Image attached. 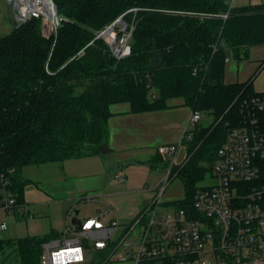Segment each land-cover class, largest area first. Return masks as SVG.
<instances>
[{
  "label": "trees",
  "instance_id": "trees-1",
  "mask_svg": "<svg viewBox=\"0 0 264 264\" xmlns=\"http://www.w3.org/2000/svg\"><path fill=\"white\" fill-rule=\"evenodd\" d=\"M54 2L60 23L51 35L44 32L42 18L33 17L0 36V168L16 170L19 200H25V165L105 150L113 104L128 102L132 112H143L183 98L192 111L214 116L184 139L186 158L170 173L180 175L185 187L184 197L171 203L193 208L194 194L211 174L229 127L243 118L245 98L259 93L254 76L226 82L225 71L227 57L241 58L252 46L264 45V2ZM122 15L132 36L130 53L118 57L99 34ZM115 29L120 38L123 31L118 24ZM59 235L51 230L0 239V264H39L43 243ZM97 254L99 259L107 255Z\"/></svg>",
  "mask_w": 264,
  "mask_h": 264
},
{
  "label": "built area",
  "instance_id": "built-area-1",
  "mask_svg": "<svg viewBox=\"0 0 264 264\" xmlns=\"http://www.w3.org/2000/svg\"><path fill=\"white\" fill-rule=\"evenodd\" d=\"M9 1L19 23L51 19L47 5L54 6L48 0ZM126 27L120 38H106L118 57L130 53L132 29ZM201 117L192 111L184 139L192 138ZM184 147L183 141L158 146V153L170 160L165 185L130 221L116 216L104 222L96 216L68 223L59 236L43 243L39 264H96L99 250L107 253L105 262L122 250L125 255L117 261L126 264H264V91L245 98L243 118L229 127L211 169L212 181L196 190L193 208L164 206L161 196ZM15 176L14 168H0V209L32 216L26 201L19 200ZM114 176L124 180L121 171ZM0 228L7 229L8 223L2 221Z\"/></svg>",
  "mask_w": 264,
  "mask_h": 264
},
{
  "label": "rangeland",
  "instance_id": "rangeland-1",
  "mask_svg": "<svg viewBox=\"0 0 264 264\" xmlns=\"http://www.w3.org/2000/svg\"><path fill=\"white\" fill-rule=\"evenodd\" d=\"M257 2H264V0H234L235 5ZM17 23L19 22L16 20L13 1L11 3L9 0H0V36L12 31ZM43 28L45 32L44 22ZM118 28L124 29V24L119 23ZM112 34L117 36V30L114 29ZM107 39L109 40V38ZM263 62L264 45L252 46L248 54L241 58L231 56L230 61L226 64L225 81H247L254 76V91L263 92L264 65L259 68ZM174 100L171 103H175ZM127 104L119 103V105H113L112 109H124L127 108ZM201 116L198 123L205 126L214 120V116L210 112H202ZM164 117L165 122L175 120L172 115L165 114ZM166 133L163 136L167 135ZM160 137H162L160 134L155 135V138ZM162 144L167 143L155 142L150 148H141L131 153H120L107 160L108 162L106 161L100 168L97 163H84L85 160L93 162L99 160L88 157L73 158L66 162L25 165L21 169V176L27 180L23 191L32 216H15L0 209V223L2 221L8 223L7 229L0 228V239H20L28 235H42L52 229L63 231L68 223L73 224L74 218L96 217L110 209V212L103 215L102 218L104 222H108V219L113 217L116 212L121 216L131 205L140 202L141 205H144L146 202H150L164 187L165 182L162 181L169 174L170 160L164 159L159 154L155 155L154 160H151L154 150ZM180 153L173 167L180 166L184 162L185 148ZM67 164H70V172L67 171ZM82 168L87 169V174L83 173ZM97 169L98 171L101 169L102 172L96 176ZM94 171L96 172L94 173ZM118 171L124 174V184L122 185H120L121 181L119 182L114 176ZM211 181L212 178L209 175L201 184ZM122 188L128 189L121 192ZM184 195L183 180L173 171L161 196L163 205L181 199ZM111 206L114 208L111 209ZM133 217L121 216L120 218L130 221ZM85 243L91 245V242ZM91 252L93 253L94 250L92 249ZM123 255L125 253L120 250L110 260L105 262V258H100L96 264H126L117 261ZM13 257L12 255L11 263L15 261Z\"/></svg>",
  "mask_w": 264,
  "mask_h": 264
},
{
  "label": "crops",
  "instance_id": "crops-1",
  "mask_svg": "<svg viewBox=\"0 0 264 264\" xmlns=\"http://www.w3.org/2000/svg\"><path fill=\"white\" fill-rule=\"evenodd\" d=\"M173 99H175L174 100L175 103H171ZM168 104L169 106L164 109L143 111V112H132L129 103L127 104V108L124 109H112L113 105H119V103L113 104L111 106L113 115L109 119L110 136H109L108 144L105 150L101 154L85 156L88 157L89 159L93 158L99 160H94L95 162H93L92 160H85L84 163L87 164L97 163L100 168L103 164L106 163L107 160H110L111 158L117 156L120 153H131L135 150H140L141 148H150L152 144L155 142H163V143H175L180 141L184 142L185 130L187 128V123L189 117L191 116L192 109L189 106L185 105L183 98H172L168 101ZM165 114H168V116L172 115L175 120L165 122L164 120ZM172 129L174 132L172 131ZM164 133H166L167 135L163 136ZM158 134H160L162 137L155 138V135ZM184 148L186 152V145ZM158 154L159 153L157 149L154 150L151 156V160L152 159L154 160L155 155ZM79 158H83V157H79ZM71 159L73 158L67 159L64 162L70 161ZM67 165H68L67 171L70 172L71 170L69 168L70 164ZM82 169H83V173L87 174L88 172L87 169L86 168H82ZM95 172L96 171H94V173ZM101 172H102L101 169H99V171L97 169V172L95 173L96 176L98 174H101ZM122 184H124V181H121L120 185ZM127 189L122 188L120 191L125 192V190ZM147 203L148 202H146L144 205H141L142 203L140 202L139 204L131 205L130 208H128L127 211H124L121 216L124 217L126 216L129 218L130 216L133 217ZM113 208L111 206V209ZM109 212L110 209H107L105 213L98 216H101L102 219L103 215ZM116 216L121 217L120 214L116 212L113 217L108 219V221H110ZM58 232L62 233V231H58Z\"/></svg>",
  "mask_w": 264,
  "mask_h": 264
},
{
  "label": "water",
  "instance_id": "water-1",
  "mask_svg": "<svg viewBox=\"0 0 264 264\" xmlns=\"http://www.w3.org/2000/svg\"><path fill=\"white\" fill-rule=\"evenodd\" d=\"M48 1H49V3L53 4V6H54V10H55V14H56V15L54 16V21H55V24H56V25H59V23H60V17H59L58 14H57V6H56L54 0H48ZM119 23H122V24H124L125 26H127L126 22L123 20V15L120 16V17H119L116 21H114L112 24H110L105 30H103V31L99 34V36H102V37L108 38V37L110 36L109 31H110V32H114L115 26H116L117 24H119ZM44 27H45V33H46L47 35H51L52 32H53V29L50 30V31H47V30H48V29H47V28H48V21H45V22H44ZM73 222H75V223H77V224H80V220L77 219V218H74V219H73Z\"/></svg>",
  "mask_w": 264,
  "mask_h": 264
},
{
  "label": "bare ground",
  "instance_id": "bare-ground-1",
  "mask_svg": "<svg viewBox=\"0 0 264 264\" xmlns=\"http://www.w3.org/2000/svg\"><path fill=\"white\" fill-rule=\"evenodd\" d=\"M47 8H48V10H47V15L51 18V20H52V18H53V16H54V12H55V10H54V7H48V5H47ZM48 29V28H47ZM53 29V22L51 21V30ZM47 31H49V30H47ZM109 33H110V36H112L113 34H112V32H110L109 31Z\"/></svg>",
  "mask_w": 264,
  "mask_h": 264
}]
</instances>
